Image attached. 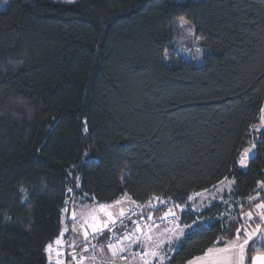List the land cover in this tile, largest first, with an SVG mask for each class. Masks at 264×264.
<instances>
[{
	"label": "trees",
	"instance_id": "1",
	"mask_svg": "<svg viewBox=\"0 0 264 264\" xmlns=\"http://www.w3.org/2000/svg\"><path fill=\"white\" fill-rule=\"evenodd\" d=\"M180 17L199 60L165 55ZM263 102L264 0H0V264H48L68 191L160 197L159 217L228 179L248 211L264 199ZM221 206L166 264L234 239L240 213Z\"/></svg>",
	"mask_w": 264,
	"mask_h": 264
},
{
	"label": "rangeland",
	"instance_id": "2",
	"mask_svg": "<svg viewBox=\"0 0 264 264\" xmlns=\"http://www.w3.org/2000/svg\"><path fill=\"white\" fill-rule=\"evenodd\" d=\"M52 2L59 3H74L77 0H50ZM182 2L183 0H177ZM177 28L181 29L180 34L177 36L175 42L171 45L170 50L165 51V55L174 53L183 60L188 62L193 60H199L203 56V50L199 44L197 38L194 37L193 31L188 28L187 21L180 18L177 20ZM254 151V143H251L249 148L239 157L237 161V167L245 169L247 162L250 159L251 151ZM243 161V163H241ZM79 187V186H78ZM259 187L264 191V184L259 183ZM216 190V191H215ZM233 190V181L226 179L221 185L216 187L208 194H192L189 196L188 204L196 207L197 209L207 210L213 205H220L228 203L230 206L229 213L238 208V214L243 221V225L240 235V243H243L244 239H247L246 232L254 236L255 224L258 223V217L256 215V205H253L251 209L246 212L242 211V200L233 198L231 195ZM65 200V209L63 210L62 227L59 237L51 245V250H46L48 264H67V255L74 258L77 255V245L85 237V234L94 233L92 227L89 225H96L102 232L108 228H103L104 222L107 221V216L100 211L101 206H105L106 211H110L115 219L113 226L117 233H122L126 230L122 243L123 248H130L126 251L127 259L125 261L116 260L113 255V249L106 244L97 246L94 252V256L78 257L74 264H145V261H152L154 264H166L170 256L176 250L178 244L183 238L195 227L186 228V224H191L192 221L182 220L179 225L174 224H162L159 222V217L153 215L157 208L164 204V200L160 197H152L146 204H136L131 201L127 195H123L119 198V203L114 202L111 204H97L92 198L87 197L80 192L71 198V192H67ZM68 207L70 209H68ZM181 206H175L170 208L174 213H178ZM121 211L124 215L121 216ZM252 213L251 219L247 217V213ZM152 215L150 216V214ZM95 218V219H94ZM260 218V217H259ZM212 216H203L198 224H206L213 220ZM261 219V218H260ZM96 220H99V224H96ZM124 226V228H123ZM137 226L141 231H137ZM99 232V231H98ZM128 237V239H125ZM151 237V239H148ZM237 237V233L233 240ZM60 244H57V241ZM231 240V241H233ZM252 240V239H251ZM249 240V242L251 241ZM245 245V253L247 249H256L257 245L252 242L250 245ZM255 244V247L253 245ZM48 248V247H47ZM131 248L133 251H131ZM145 252L144 261L136 255L137 250ZM155 251L156 256L151 255ZM59 252V255L57 254ZM84 254V252H83ZM205 255V254H204ZM85 256V255H84ZM201 257V256H200ZM198 258V257H197ZM193 264H211V256L203 260L193 259ZM148 264V263H147ZM189 264V263H188Z\"/></svg>",
	"mask_w": 264,
	"mask_h": 264
},
{
	"label": "built area",
	"instance_id": "3",
	"mask_svg": "<svg viewBox=\"0 0 264 264\" xmlns=\"http://www.w3.org/2000/svg\"><path fill=\"white\" fill-rule=\"evenodd\" d=\"M222 210H221V215L218 217V220H223L225 218H229L234 210L229 213L230 206L228 203L222 204ZM169 210H167L165 213H163L159 217V222L162 224H174V225H179L182 220H187L189 218H193L195 221H200L201 220V215L203 213L202 209H197L194 206L188 204L187 202L181 206L180 210L178 213L173 216V215H165ZM124 228V226H123ZM126 230L122 233H117L113 226L109 224V227L105 230V232H94L85 235V237L79 242L77 245V255L74 258V263L76 261V258L78 257H90L94 256L95 249L97 245L100 244H106L107 246L111 247L112 249L116 250V260L119 261H125L127 259L126 256V251L130 248H123L122 249V243L121 241L123 240V236L125 234ZM131 251L132 248H131ZM84 252V254H83ZM135 253V251H133ZM144 254L145 252L140 251V249L137 250L136 255H138L143 261H144ZM85 255V256H84ZM147 261V260H146ZM73 263V264H74ZM148 264H154L152 261H148Z\"/></svg>",
	"mask_w": 264,
	"mask_h": 264
},
{
	"label": "snow or ice",
	"instance_id": "4",
	"mask_svg": "<svg viewBox=\"0 0 264 264\" xmlns=\"http://www.w3.org/2000/svg\"><path fill=\"white\" fill-rule=\"evenodd\" d=\"M180 20L183 21V17H180ZM262 112H264V109H262ZM241 163H243V161H241ZM159 199V198H157ZM117 203H119V201H117ZM257 208L259 209H264V203H260L256 205ZM100 211L103 212L106 216H107V221L104 222L103 224V228H107L109 227V222L111 224H115V219L113 218V215L110 211H106L105 206H101L100 207ZM121 216L124 215V212L121 211L120 213ZM167 215H175L174 212H172L171 210H169L166 214ZM247 217L249 219H251L252 217V213H247L246 214ZM260 217L261 220H264V211H262L260 213ZM95 219V218H94ZM99 220H96V224H99ZM198 224V221H192L191 224H186L185 227L186 228H193L196 227ZM90 227H92L94 232H101V229L96 227V225H89ZM260 229V225H257V231H259ZM137 231H141L140 227L137 226ZM240 230H237V237L235 240L233 241H226L224 242L225 246L224 247H212L209 248L207 250V252L205 253V257H198L195 258L196 260H203L206 259L207 257L211 256V264H245V260H246V256H245V245H247L249 243V240L252 239V234L246 232L245 235L247 236V239L243 240V243H240ZM87 235V234H85ZM125 239H128V237H125ZM148 239H151V237H148ZM217 242H219V238L217 240ZM57 244H60V241H57ZM262 246H264V244H262ZM51 245L48 246V248L46 250H51ZM253 247H255V244L253 245ZM59 255V252L57 253ZM116 250L113 249V255H116ZM151 255L156 256L157 253L155 251H153L151 253ZM145 264H147V261H145ZM189 264H193V261H189ZM251 264H264V255H256L251 257Z\"/></svg>",
	"mask_w": 264,
	"mask_h": 264
},
{
	"label": "crops",
	"instance_id": "5",
	"mask_svg": "<svg viewBox=\"0 0 264 264\" xmlns=\"http://www.w3.org/2000/svg\"><path fill=\"white\" fill-rule=\"evenodd\" d=\"M262 109H264V102H263V106H262V108H261V112H260V114H259V119H258V123L253 127V131H260V130H264V112H262ZM253 153H254V151L252 150L251 151V155H250V158L252 157V155H253ZM225 180H223L222 182H220L219 184H217V185H215L213 188H211V189H209V190H207V191H204V192H200L201 194H208L209 192H211V191H213L216 187H218L219 185H221L223 182H224ZM216 191V190H215ZM200 193H195V195H198V194H200ZM191 196V195H190ZM158 198V197H157ZM150 199H152V198H150ZM149 199V200H150ZM119 200V199H118ZM149 200H147V202L149 201ZM189 200V199H188ZM187 200V201H188ZM132 201V200H131ZM116 202V201H115ZM132 202H134V201H132ZM146 202V203H147ZM114 203V202H113ZM134 203H136V202H134ZM145 203V202H144ZM144 203H136V204H141V205H143ZM145 203V204H146ZM260 203H264V199L261 201V202H259L258 204H260ZM196 208V207H195ZM256 215H257V217H258V223L256 224V225H260V229H259V231H257V227H256V225H255V227H256V229H254V236H253V238H252V240L251 241H253L254 240V243L257 245V248L255 249V251H257L256 253H254V254H252V257L253 256H256V255H264V246H262V244H264V220H261L260 218V213L262 212V211H264V209H259V208H257L256 207ZM152 215V213L150 214V216ZM260 217V218H259ZM250 241V242H251ZM249 242V243H250ZM100 245H103V244H100ZM100 245H98V246H100ZM262 250H263V252H262ZM201 257H205V255H202ZM188 264V263H187Z\"/></svg>",
	"mask_w": 264,
	"mask_h": 264
}]
</instances>
